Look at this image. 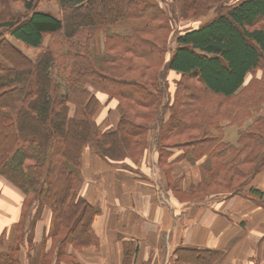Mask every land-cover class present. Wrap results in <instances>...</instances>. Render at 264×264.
Returning <instances> with one entry per match:
<instances>
[{"label": "trees", "instance_id": "1", "mask_svg": "<svg viewBox=\"0 0 264 264\" xmlns=\"http://www.w3.org/2000/svg\"><path fill=\"white\" fill-rule=\"evenodd\" d=\"M21 1L25 16L11 18L5 6L0 20V174L25 193L24 215L37 204L33 222L41 208L51 210L47 236L58 243L57 264H79L67 243L97 242L100 209L81 194L88 147L131 168L128 161L138 162L155 143L168 174L176 160L204 159L191 198L242 193L264 170V0H187L185 16L207 19L180 32L165 0H58L60 16L37 9L38 0ZM6 32L41 51L30 57ZM171 70L180 75L174 92ZM99 92L117 102L115 126L97 122ZM233 126L236 142L226 138ZM246 195L264 207L263 190ZM124 248L130 264L132 242ZM18 249L0 264H18ZM177 252L204 264L222 256Z\"/></svg>", "mask_w": 264, "mask_h": 264}, {"label": "crops", "instance_id": "2", "mask_svg": "<svg viewBox=\"0 0 264 264\" xmlns=\"http://www.w3.org/2000/svg\"><path fill=\"white\" fill-rule=\"evenodd\" d=\"M174 73H168L171 92L176 87ZM97 96L102 106L96 119L107 121L102 128L115 126L116 100L102 92ZM89 148L84 151L81 194L100 212L93 220L97 242L65 246L79 264H124L125 242H132L130 264H204L180 259L178 249L220 251L221 258L210 264H264V207L244 194L251 188L264 191V170L244 186V193L191 198L187 194L202 179L204 159L176 160L168 174L159 164L155 143L138 162L128 161L131 168L109 164ZM25 198L18 186L0 174V260L16 243L22 224L28 233H24L19 264H30L36 256L38 262L45 259L43 254L52 247V240L46 239L51 210L41 208L33 222L37 208L31 206L24 215Z\"/></svg>", "mask_w": 264, "mask_h": 264}, {"label": "rangeland", "instance_id": "3", "mask_svg": "<svg viewBox=\"0 0 264 264\" xmlns=\"http://www.w3.org/2000/svg\"><path fill=\"white\" fill-rule=\"evenodd\" d=\"M2 1H4L6 3V5L3 6ZM165 1L166 2L169 1V3H171V5H173L174 6V9L176 10L175 13H176L177 19H176V24L174 25V29H175L176 32H180V31H182V30H184L186 28H195V27H198L199 25H201V23L203 21L205 22L206 19H207V18L205 19V17L196 18V17H192V16H185V4H186L185 2H187V0H165ZM225 2H227V4H231V3H234V0H227ZM5 6L8 8V12H10V14L12 15L11 18H21V17L25 16L28 13L27 10H26V8H25V6H24V4H23V2L21 0H0V20L2 19V17H4ZM36 8L37 9H40V10L50 11L53 14H55L57 16H60V8H59L58 0H38L36 2ZM209 16H211V15H209ZM5 36L16 47H18L22 52H24L25 54L29 55L32 58H35L36 54H38L41 51V49H38V48L36 49V48L27 47L21 41H19L16 38L10 36L8 32H6ZM48 38L49 37H46V42H47ZM174 38L175 37L173 36L172 37V42H171V46L172 47L175 46ZM174 74H175L174 75L175 78L176 79H179L180 75L177 74V73H174ZM249 79H250V75H249V78L247 80H249ZM106 123H107V121H102V122L101 121H98V124L100 126H102V127L106 126ZM226 135H227L226 136L227 140L236 142L237 137H238V128L236 126L227 128ZM89 149H91V150L94 151L93 148H89ZM146 162L147 163L149 162V159L148 158H147ZM142 167H144V166L142 165ZM172 168H173V165H172ZM244 191H245V188L242 190V193H244ZM247 192L248 191H246V193H244V194L246 195ZM210 195H222V196L224 195L225 196L226 195V192L225 193H212ZM31 206H35L36 208H38L37 204H35V205L32 204ZM67 227H68V225H67ZM24 233H28V230H25V226H23V224H22V226L20 228H18L17 241L14 244V245H18V247H19V249L17 251V258L19 260H20L21 245L24 244L23 243L24 242V238H25V234ZM47 235H48V233H47ZM47 235H46V239H51L52 240V238L51 237H48ZM57 246H58V243H56L55 241L52 240V247H51L52 251L43 254V256L44 255L45 256L46 255H49L50 256L49 260H48V258H46V259L40 258V260L41 259L47 260L49 264L53 263V261H55V260H56V262H58L57 261V254H56V251H55V249L57 248ZM63 256L60 259L61 262H65V259L66 260L68 259L67 256L66 257L65 256L63 257ZM30 264H40V262H38L37 256L36 257H33L32 260L30 259Z\"/></svg>", "mask_w": 264, "mask_h": 264}]
</instances>
